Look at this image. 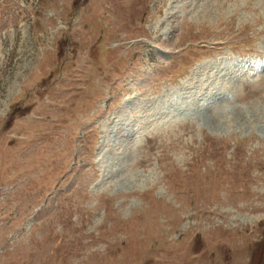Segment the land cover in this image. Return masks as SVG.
Instances as JSON below:
<instances>
[{"label": "rangeland", "instance_id": "rangeland-1", "mask_svg": "<svg viewBox=\"0 0 264 264\" xmlns=\"http://www.w3.org/2000/svg\"><path fill=\"white\" fill-rule=\"evenodd\" d=\"M0 264H264V0H0Z\"/></svg>", "mask_w": 264, "mask_h": 264}]
</instances>
